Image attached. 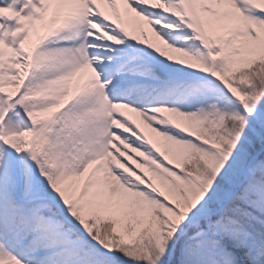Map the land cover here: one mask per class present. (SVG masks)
Returning <instances> with one entry per match:
<instances>
[{
  "label": "snow or ice",
  "instance_id": "1",
  "mask_svg": "<svg viewBox=\"0 0 264 264\" xmlns=\"http://www.w3.org/2000/svg\"><path fill=\"white\" fill-rule=\"evenodd\" d=\"M0 264H264V0H0Z\"/></svg>",
  "mask_w": 264,
  "mask_h": 264
}]
</instances>
